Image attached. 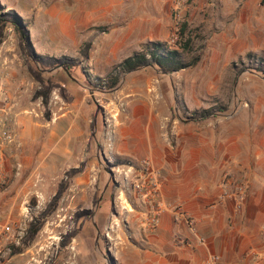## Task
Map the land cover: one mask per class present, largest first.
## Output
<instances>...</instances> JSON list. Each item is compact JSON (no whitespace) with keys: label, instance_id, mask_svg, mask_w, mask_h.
<instances>
[{"label":"rangeland","instance_id":"374dc122","mask_svg":"<svg viewBox=\"0 0 264 264\" xmlns=\"http://www.w3.org/2000/svg\"><path fill=\"white\" fill-rule=\"evenodd\" d=\"M193 1L176 9L174 0H164L165 8L155 11L150 2L136 0L124 2L133 6H126L124 14L101 16L108 0H0V13L13 10L21 16L37 53L67 55L82 62L67 67L68 71L60 67L43 72L34 60L47 79L62 84L73 96L67 102L54 87L45 106L42 97H34L41 85L28 69L20 31L0 17V122L14 138L3 148L0 219L15 225L11 252L0 264H137L138 213L147 229L155 230L166 208L197 231L198 219L182 205L163 203L160 167L149 157H118L113 151L118 128L129 120L133 98H137V118L154 112L162 139L171 147L179 143L183 122L234 112L254 102L255 91H263L258 100H264V81L255 75L264 73V60L247 53L228 65L217 62L213 46L215 35L221 33L217 17L207 5L192 13ZM80 7L92 19L59 14ZM183 22L188 26L181 33ZM150 41H162L182 52L186 47L184 56L200 55V63L179 72H165L159 66L132 72L115 69ZM86 43L91 47L85 59L81 50ZM258 65L262 73L256 71ZM221 78L226 82L222 89L227 87L223 95L205 96L213 105L191 110L199 88ZM206 110L214 113L204 117ZM26 126L31 129L28 147L23 144ZM155 181L156 192L148 193ZM62 183L61 197L49 206ZM88 209L90 216L78 215ZM35 218H43L44 224L25 244ZM74 230L76 236L65 238Z\"/></svg>","mask_w":264,"mask_h":264},{"label":"crops","instance_id":"0c3cea01","mask_svg":"<svg viewBox=\"0 0 264 264\" xmlns=\"http://www.w3.org/2000/svg\"><path fill=\"white\" fill-rule=\"evenodd\" d=\"M134 1L108 0L100 15H121L126 6L133 7L126 4ZM137 1L150 2L155 11L165 8L164 0ZM169 1L173 0H165ZM192 4V13L207 5L217 17L221 30L213 41L217 62L228 65L247 53L253 55L252 59L260 56L264 60V0H196ZM140 10L146 9L140 5ZM59 14L92 19L83 7ZM151 42L156 41L146 45ZM255 75L264 81V73ZM225 83L224 78L213 79L199 88L195 93L198 99L190 109L210 108L213 103L205 101V96L223 95ZM255 93L254 102L234 112L231 109L203 121L183 122L176 147L162 139L154 112L137 118V98L131 99L129 120L118 128L114 154L133 159L149 157L163 173V203L182 205L198 219L197 231H193L184 219L166 208L157 228L148 230L138 213L137 264H264V100H258L263 91ZM30 130L27 126L23 129L24 147L31 143ZM239 180L248 184L240 208L231 195L233 182ZM213 255L219 259L210 262Z\"/></svg>","mask_w":264,"mask_h":264},{"label":"trees","instance_id":"16d2710c","mask_svg":"<svg viewBox=\"0 0 264 264\" xmlns=\"http://www.w3.org/2000/svg\"><path fill=\"white\" fill-rule=\"evenodd\" d=\"M1 19H5L8 21H11L16 24L17 29L20 31L21 35V44L23 46V49L27 55H29L27 59V65L28 69L31 73V75L39 81L41 88H39L35 94L34 97L37 99L38 97L43 98V104L45 106L48 105L49 98L51 91L54 87H58L60 89L61 95L65 98L67 102H71L73 100V96L68 94L67 89L62 84L55 82L52 78H46L43 73L36 67L34 64V60L38 61L43 68H50L55 65L64 64L68 68H75L81 65V60L78 58H73L71 56L63 55V56H50V55H43L40 53H37L31 43L29 31L27 27L25 26L21 16L13 11H7L5 13H0ZM187 22H183L181 25V33H184V31L187 28ZM3 24L0 22V32L2 31ZM23 36L26 40V43L23 42ZM91 47L90 43H86L85 46L82 48V56L86 59L89 55V49ZM186 50V47L183 48ZM27 50V51H26ZM184 51V50H183ZM251 55V54H250ZM200 56H195L191 59L188 57H185L181 50L178 48H170L166 43L156 41L151 42L146 45V48L142 51H136L132 55L126 57L123 61H121L115 69L119 68L121 72H130L139 68L148 67V66H159L161 67L165 72H175L177 70H180L182 68L191 67L197 64L199 61ZM257 72H263V69L260 65L256 68ZM120 77L117 76L115 78L113 84L116 85V83L119 81ZM212 111L206 110L204 111L203 116L208 117L210 116ZM121 163V160H117L115 163ZM112 164L109 163V167H111ZM65 184L62 183L59 186V189L56 193V195L53 197L52 202L49 206H52L62 195V192L64 190ZM92 213L91 210H83L78 215L81 216H90ZM44 224L43 218H35L32 222H30L27 235L24 238L25 244H28L32 240H34L37 233L40 231ZM78 233V230L71 231L69 234L65 235V238H71L76 236Z\"/></svg>","mask_w":264,"mask_h":264},{"label":"built area","instance_id":"2783aa9c","mask_svg":"<svg viewBox=\"0 0 264 264\" xmlns=\"http://www.w3.org/2000/svg\"><path fill=\"white\" fill-rule=\"evenodd\" d=\"M176 9H180L186 6L192 0H174ZM13 134L10 132L9 128H5L4 125L0 122V174H2V162H3V148L7 142L13 141ZM1 181V180H0ZM232 185V182H230ZM234 191L231 195L239 201L238 208L241 207V202L245 197L247 191V182H233ZM158 187L157 182L155 181L148 189V193L156 192ZM229 194V192L227 193ZM155 220V219H154ZM193 223V221H191ZM14 223L10 220H1L0 219V261L5 258L7 254L11 252V244H13V233H14ZM217 255H213L210 258V262L218 260Z\"/></svg>","mask_w":264,"mask_h":264},{"label":"water","instance_id":"95a60500","mask_svg":"<svg viewBox=\"0 0 264 264\" xmlns=\"http://www.w3.org/2000/svg\"><path fill=\"white\" fill-rule=\"evenodd\" d=\"M38 67L43 71V72H45V71H53L54 69H57V68H60V67H63V68H65L67 71H68V68L64 65V64H60V65H56V66H54V67H52V68H49V69H43V68H41V66H40V64L38 63ZM253 71V70H252ZM264 76V75H263ZM107 170H108V167H105Z\"/></svg>","mask_w":264,"mask_h":264}]
</instances>
